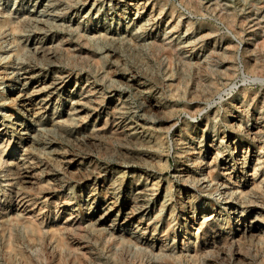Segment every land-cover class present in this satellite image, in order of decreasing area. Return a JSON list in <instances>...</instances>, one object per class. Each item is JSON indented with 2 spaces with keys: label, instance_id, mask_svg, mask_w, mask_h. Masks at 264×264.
<instances>
[{
  "label": "rangeland",
  "instance_id": "obj_1",
  "mask_svg": "<svg viewBox=\"0 0 264 264\" xmlns=\"http://www.w3.org/2000/svg\"><path fill=\"white\" fill-rule=\"evenodd\" d=\"M262 220L264 0H0V264H264Z\"/></svg>",
  "mask_w": 264,
  "mask_h": 264
},
{
  "label": "bare ground",
  "instance_id": "obj_2",
  "mask_svg": "<svg viewBox=\"0 0 264 264\" xmlns=\"http://www.w3.org/2000/svg\"><path fill=\"white\" fill-rule=\"evenodd\" d=\"M236 143V142H235ZM261 149V148H260ZM210 165V164H209ZM209 170V172H208V174H207V179H208V181L211 183V182H213L214 180H216L215 178H216V172L213 170V169H211V168H209L208 169ZM224 171V170H223ZM224 175V174H223ZM217 191V189L216 190H214V192H216ZM261 198V197H260ZM197 201V200H196ZM254 202V201H253ZM253 202H252V204H253ZM261 202V201H260ZM188 203V202H187ZM251 203V202H250ZM190 204V203H189ZM257 205V204H256ZM211 207V206H210ZM245 208V207H244ZM191 209H195V207H194V205H193V207H191ZM246 209V208H245ZM129 219V218H128ZM258 221H260V219L258 220ZM262 221H264V220H262ZM210 222V221H209ZM255 222V221H254ZM212 223V222H211ZM257 223V222H256ZM209 226V225H208ZM217 229V228H216ZM218 229H219V227H218ZM257 229V228H256ZM246 233L248 234L247 236L249 237V238H253L254 237V234L255 233H253L249 228H246ZM243 232V231H242ZM243 234H244V232H243ZM245 235V234H244ZM243 235V236H244ZM207 236V235H206ZM242 236V237H243ZM246 236V237H247ZM245 238V237H244ZM255 238H257V237H255ZM259 239V238H258ZM261 239V238H260ZM259 239V240H260ZM251 240V239H250ZM227 241V240H226ZM261 241H263V240H261ZM221 243V242H220ZM250 243V242H249ZM254 243V242H253ZM154 246V245H153ZM221 246V245H220ZM227 246V245H226ZM216 247H218V246H216ZM215 247V248H216ZM166 248V247H165ZM225 248H227V247H225ZM163 249V248H162ZM167 250V249H166ZM216 250V249H215ZM217 251V250H216ZM223 251H225V250H223ZM228 251H229V249H228ZM218 252V251H217ZM216 252V253H217ZM223 253V252H222ZM228 253V252H227ZM225 254V253H224ZM240 254V253H239ZM161 259H162V257H161ZM167 261V260H166ZM159 262V261H158ZM165 263V262H164ZM173 264V263H172Z\"/></svg>",
  "mask_w": 264,
  "mask_h": 264
}]
</instances>
